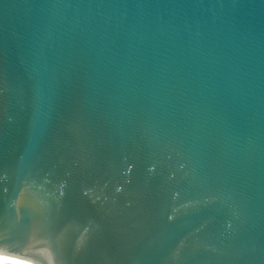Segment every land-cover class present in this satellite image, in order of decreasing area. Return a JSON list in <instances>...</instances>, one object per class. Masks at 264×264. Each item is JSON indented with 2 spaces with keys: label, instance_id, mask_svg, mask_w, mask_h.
<instances>
[{
  "label": "water",
  "instance_id": "95a60500",
  "mask_svg": "<svg viewBox=\"0 0 264 264\" xmlns=\"http://www.w3.org/2000/svg\"><path fill=\"white\" fill-rule=\"evenodd\" d=\"M0 264H264V0H0Z\"/></svg>",
  "mask_w": 264,
  "mask_h": 264
}]
</instances>
